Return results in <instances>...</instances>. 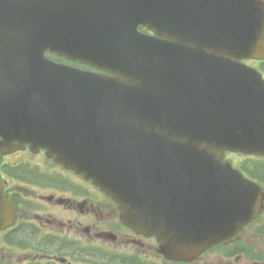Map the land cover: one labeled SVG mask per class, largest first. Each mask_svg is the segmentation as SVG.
<instances>
[{
  "label": "water",
  "instance_id": "1",
  "mask_svg": "<svg viewBox=\"0 0 264 264\" xmlns=\"http://www.w3.org/2000/svg\"><path fill=\"white\" fill-rule=\"evenodd\" d=\"M248 57H264L258 0H0V160L45 149L166 257L193 259L261 208L223 160L264 155V81ZM13 209L0 185V228Z\"/></svg>",
  "mask_w": 264,
  "mask_h": 264
},
{
  "label": "flooded vegetation",
  "instance_id": "2",
  "mask_svg": "<svg viewBox=\"0 0 264 264\" xmlns=\"http://www.w3.org/2000/svg\"><path fill=\"white\" fill-rule=\"evenodd\" d=\"M17 155L23 156L12 160ZM31 156L33 160H26ZM252 160L264 164V157ZM243 161L238 169L264 183V168L252 165L248 169ZM0 179L3 193L16 205L13 225L0 231V264H207L200 261L208 251L186 262L164 257L155 237L122 222L118 205L110 197L90 181L53 164L43 151L31 153L25 148L3 157ZM241 232L220 244L236 248L239 257L234 264H242L246 238L264 242V208ZM253 253L257 259L251 264H264L263 252L256 247Z\"/></svg>",
  "mask_w": 264,
  "mask_h": 264
},
{
  "label": "rangeland",
  "instance_id": "3",
  "mask_svg": "<svg viewBox=\"0 0 264 264\" xmlns=\"http://www.w3.org/2000/svg\"><path fill=\"white\" fill-rule=\"evenodd\" d=\"M23 155H17V156H12V160L18 158V157H21ZM26 158V157H25ZM236 158V159H235ZM234 156L231 157V160H235L237 161L238 159V156ZM34 158L31 156V157H28L26 158V160L30 161V160H33ZM256 238V237H255ZM253 237H248L246 238V240L244 241L245 245H244V256L242 258V261H239L241 262L242 264H251L253 261H255L257 258L255 256V254L253 253L254 251H256V247H257V251H260L263 252L261 253L260 255H264V242L263 241H260L258 238L255 239ZM258 243V244H256ZM220 249L219 248H216L214 250H210L206 253V255L203 257L204 259H201V263H207V264H210V263H214V264H227L226 262V258L225 256H223L222 254H220ZM239 256L238 255H234L230 258H228L229 260L232 261V263L234 264L235 263V260L238 258Z\"/></svg>",
  "mask_w": 264,
  "mask_h": 264
}]
</instances>
